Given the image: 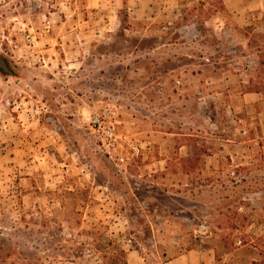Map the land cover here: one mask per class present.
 I'll use <instances>...</instances> for the list:
<instances>
[{"label":"rangeland","instance_id":"1","mask_svg":"<svg viewBox=\"0 0 264 264\" xmlns=\"http://www.w3.org/2000/svg\"><path fill=\"white\" fill-rule=\"evenodd\" d=\"M179 1L131 22L114 0H0V123L17 126L0 136V264H159L180 248L264 264V0L252 23ZM106 107L111 151L90 124Z\"/></svg>","mask_w":264,"mask_h":264},{"label":"crops","instance_id":"2","mask_svg":"<svg viewBox=\"0 0 264 264\" xmlns=\"http://www.w3.org/2000/svg\"><path fill=\"white\" fill-rule=\"evenodd\" d=\"M116 4L121 3L122 7L126 8L129 14V20L131 22H141L149 18H156L159 15L166 16L169 11H179L180 4L179 0H114ZM103 0H88V6L95 7L101 5ZM225 7L231 13L234 14V21L237 23H243L248 21L250 23L255 21L256 14H249L248 8L257 7L258 2L256 0L250 2L252 6L249 5V0H224ZM250 97H260L261 93L258 91H251L249 93ZM12 124V125H11ZM17 129L16 123L8 119V122L3 120L0 123V136L2 142L4 137L13 134V131ZM0 141V142H1ZM1 142V143H2ZM4 150V148H3ZM5 153V151H4ZM9 151H7V154ZM4 156V155H3ZM4 159V157L2 158ZM179 253L170 257L167 261L161 262L159 264H213L212 258L207 254L206 249H189L182 251L179 249ZM145 260L141 258L138 251H130L128 254L127 264H146ZM158 264V263H156Z\"/></svg>","mask_w":264,"mask_h":264},{"label":"built area","instance_id":"3","mask_svg":"<svg viewBox=\"0 0 264 264\" xmlns=\"http://www.w3.org/2000/svg\"><path fill=\"white\" fill-rule=\"evenodd\" d=\"M93 130L98 134L103 146L109 151L116 148V145L121 138L119 127V114L117 110L112 107H106L103 110L95 113L90 120ZM141 148L133 146V157L140 156ZM128 157L121 156L119 160L125 162Z\"/></svg>","mask_w":264,"mask_h":264},{"label":"water","instance_id":"4","mask_svg":"<svg viewBox=\"0 0 264 264\" xmlns=\"http://www.w3.org/2000/svg\"><path fill=\"white\" fill-rule=\"evenodd\" d=\"M0 69L3 70V72L9 74V75H14L13 71L9 68L7 62L2 58L0 55Z\"/></svg>","mask_w":264,"mask_h":264},{"label":"trees","instance_id":"5","mask_svg":"<svg viewBox=\"0 0 264 264\" xmlns=\"http://www.w3.org/2000/svg\"><path fill=\"white\" fill-rule=\"evenodd\" d=\"M248 241H249V239L247 238V235H245V236L243 235V237H240L238 242L234 243V247L238 248L239 246L240 247L245 246V245L249 244ZM238 243H240L239 246H237Z\"/></svg>","mask_w":264,"mask_h":264},{"label":"flooded vegetation","instance_id":"6","mask_svg":"<svg viewBox=\"0 0 264 264\" xmlns=\"http://www.w3.org/2000/svg\"><path fill=\"white\" fill-rule=\"evenodd\" d=\"M3 58V57H2ZM4 59V58H3ZM5 60V59H4ZM6 61V60H5ZM7 62V61H6ZM7 64H8V62H7ZM8 66H9V68H10V65L8 64ZM11 69V68H10Z\"/></svg>","mask_w":264,"mask_h":264}]
</instances>
